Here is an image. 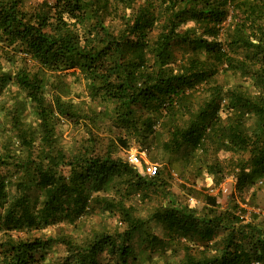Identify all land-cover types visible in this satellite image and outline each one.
Returning <instances> with one entry per match:
<instances>
[{"label": "trees", "instance_id": "1", "mask_svg": "<svg viewBox=\"0 0 264 264\" xmlns=\"http://www.w3.org/2000/svg\"><path fill=\"white\" fill-rule=\"evenodd\" d=\"M67 70L84 81L88 102L57 92ZM10 85L23 96L12 91L0 126V264H34L54 243L65 247L58 264H131L136 233L148 254L174 243L182 251L148 264H264V208L239 200L264 181V0H0V95ZM61 119L86 124L81 150L58 143ZM104 119L108 131L123 133L118 146L133 138L146 148L163 131L169 155L191 149L210 157L215 185L223 176L217 153H230L235 180L225 204L207 192L197 211L165 191L163 169L141 175L112 149L101 151ZM158 187L162 200L149 215L128 203ZM99 210L117 213L121 230L81 240L12 235L74 225ZM150 220L163 236L149 230Z\"/></svg>", "mask_w": 264, "mask_h": 264}, {"label": "rangeland", "instance_id": "2", "mask_svg": "<svg viewBox=\"0 0 264 264\" xmlns=\"http://www.w3.org/2000/svg\"><path fill=\"white\" fill-rule=\"evenodd\" d=\"M38 0H25V4L29 5ZM179 50H176L175 63H178ZM174 63V64H175ZM71 70L62 72L60 75L63 79L62 84L58 89V93L64 99H71L75 102L89 101L84 86V81L78 76L72 74ZM229 81L232 80L228 77ZM220 80L221 77L219 78ZM54 86H47L46 92L48 94L55 92ZM12 91L18 98H22L23 94L18 90L15 85L10 87L0 95V126L7 124L6 107L13 101ZM15 96V97H16ZM23 112L28 120L33 121V115L30 111L28 102H24ZM92 106H97L96 102H91ZM108 107L111 105L106 104ZM101 126L98 130L102 137V149H112V155L118 159L126 161V153L128 151L136 152L140 158L139 168L136 169L141 175H146L143 172V167L146 162L157 163L158 168L163 169V181L162 186H165V191L173 192L178 195L182 202H186L190 207H193L197 211H200L204 206L203 195L207 192L216 194V198L219 205H224L228 199L231 191L233 190L234 170L230 164V153L225 151H219L217 158L222 164L223 176L219 184L213 183L212 175L208 172L207 163L211 161L210 157L205 159L198 150L183 149L176 154L169 155L164 152L161 147V141L166 138V134L163 131L156 132L155 136L147 145V149L140 147L138 142L133 138L129 139L128 147L118 146L115 142V135L124 136L122 132L117 130L108 131L110 123L105 119L100 122ZM57 141L67 153H72L76 150H81L88 141V133L86 124H74L64 119H61L56 127ZM106 145H108L106 147ZM259 184V188L255 189L256 195L249 193L252 188L246 191L242 198H240V204L247 209H255L259 211L264 208V181ZM114 185L119 186L118 178L114 180ZM189 188V194L182 190L183 186ZM220 185H228L230 190L227 192L218 191ZM254 187H258L255 185ZM160 189H152L149 191L147 198L141 199L138 195L132 194L128 203L133 205L138 214L144 217L149 215L151 211L160 204L162 198L160 197ZM14 192V187L9 188V196ZM264 212V209H263ZM122 224L119 220L118 214L107 210H99L91 216H88L74 225L59 221L55 224L47 225L41 230L31 231H13L14 237L28 239L34 236H41L43 238L48 236H56L59 233H65L75 240H81L86 234L105 230L109 233H114L121 230ZM149 230L157 236H163V230L160 224L154 220L149 221ZM133 256L135 259L131 261V264H148L149 262L157 261L162 262L165 260H178L182 256V251L178 244L174 243L171 247L159 250L156 252H148L144 249L141 240V233L133 235L130 241ZM65 254V247L60 243L52 244L48 249L40 251L37 254V260L34 264H58L61 257ZM131 260V259H130Z\"/></svg>", "mask_w": 264, "mask_h": 264}, {"label": "built area", "instance_id": "3", "mask_svg": "<svg viewBox=\"0 0 264 264\" xmlns=\"http://www.w3.org/2000/svg\"><path fill=\"white\" fill-rule=\"evenodd\" d=\"M126 159L130 164H132L134 166L139 164V157L136 154V152L128 151L126 154ZM157 168H158L157 163H152V162L147 161L146 164L144 165L143 172L145 174H147L148 176H152V175L156 174ZM234 180H233V183H234ZM219 190H221L223 192H227L230 190V187L228 185H220L218 188V191ZM210 194H214V193L210 192ZM214 195H216V194H214Z\"/></svg>", "mask_w": 264, "mask_h": 264}, {"label": "clouds", "instance_id": "4", "mask_svg": "<svg viewBox=\"0 0 264 264\" xmlns=\"http://www.w3.org/2000/svg\"><path fill=\"white\" fill-rule=\"evenodd\" d=\"M126 154H127V153H126ZM138 157H139V156H138ZM126 162H128L127 159H126ZM128 163H129V162H128ZM139 163H140V158H139ZM129 164H130V163H129ZM130 165H132V164H130ZM133 166H134V165H133ZM134 167H135V168H136V167L139 168V164H138V165H135ZM143 168H144V167H143ZM137 171H138V170H137ZM138 172H139V171H138ZM140 172H141V170H140ZM140 172H139V173H140ZM140 174H141V173H140ZM146 175H147V174H146ZM147 176H148V175H147Z\"/></svg>", "mask_w": 264, "mask_h": 264}]
</instances>
